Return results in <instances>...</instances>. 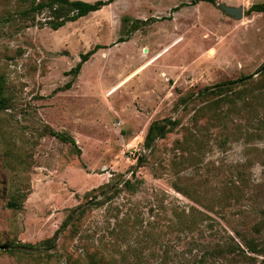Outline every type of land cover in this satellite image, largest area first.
Instances as JSON below:
<instances>
[{"label":"rangeland","instance_id":"374dc122","mask_svg":"<svg viewBox=\"0 0 264 264\" xmlns=\"http://www.w3.org/2000/svg\"><path fill=\"white\" fill-rule=\"evenodd\" d=\"M190 2L116 0L52 30L0 0V264H249L214 252L264 239V0Z\"/></svg>","mask_w":264,"mask_h":264},{"label":"trees","instance_id":"16d2710c","mask_svg":"<svg viewBox=\"0 0 264 264\" xmlns=\"http://www.w3.org/2000/svg\"><path fill=\"white\" fill-rule=\"evenodd\" d=\"M30 6L27 10L28 13H40L43 11L49 12L51 15V20L47 22V25L52 30H57L63 27L68 22H74L80 18L87 16V14L99 11L101 8L108 6L115 2L116 0H98L93 3H88L81 0H30ZM199 2L209 3L211 5L215 4V0H191L190 5L194 6ZM177 8H174L172 12L176 11ZM248 13H262L264 14V3L262 4H254L252 5ZM168 19V18H164ZM119 42L123 41L122 39L118 40ZM100 47L95 46L93 49L89 50L87 53L80 55V61L72 68L69 72L73 78H75L81 70V66L88 60V57L92 56ZM264 66V65H263ZM262 66V67H263ZM261 67V68H262ZM248 79V78H247ZM242 80H238L241 83ZM230 84H221L216 87L215 90L205 89L200 93V96H205L207 94L213 93L217 95L224 96L229 92ZM256 89L264 88V78L261 79L257 84ZM72 86V82L69 81L65 84L64 90L70 89ZM260 96V94H259ZM8 108V100L5 96L4 89V81L0 78V113ZM176 123L170 120H161L152 122L146 132V136L144 139V147L149 149L154 142L155 138H162L165 133H167L170 129L175 127ZM169 127V128H168ZM47 133L58 140L61 143L68 144L70 146H75L74 140L71 137H68L64 133H57L50 128L46 129ZM129 181L127 180L124 185H129ZM130 189V188H129ZM103 195V194H102ZM19 204L12 200L7 204V207L11 209H16ZM71 220V217L66 220L62 227H65ZM261 229V224H257L253 227V231L255 234L259 235ZM59 230V231H61ZM59 233L58 231L55 233V236ZM240 238V237H239ZM55 237L53 236L50 239H47L39 244V246L44 247L45 249H50L52 247L53 241ZM9 249V248H7ZM13 249V248H12ZM31 247L29 246H19L16 250L17 252L29 253L31 252ZM216 255H220L222 257H229L231 260L236 261H245L249 264H264V239L254 240V239H246L240 238L239 243L235 241L227 242L222 246H217L215 248ZM262 258V259H259Z\"/></svg>","mask_w":264,"mask_h":264},{"label":"water","instance_id":"95a60500","mask_svg":"<svg viewBox=\"0 0 264 264\" xmlns=\"http://www.w3.org/2000/svg\"><path fill=\"white\" fill-rule=\"evenodd\" d=\"M218 8L225 15H227L228 17H232L235 20H240L241 19V16H243V10H242L241 7L234 8V7H229V6H225V5L219 4L218 5ZM263 70H264V66L259 69V71L257 72V74L260 73ZM6 248H8V247H6Z\"/></svg>","mask_w":264,"mask_h":264}]
</instances>
